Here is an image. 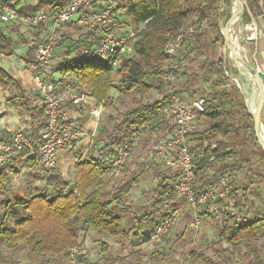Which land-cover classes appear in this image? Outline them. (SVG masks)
I'll use <instances>...</instances> for the list:
<instances>
[{"label": "trees", "instance_id": "trees-1", "mask_svg": "<svg viewBox=\"0 0 264 264\" xmlns=\"http://www.w3.org/2000/svg\"><path fill=\"white\" fill-rule=\"evenodd\" d=\"M0 1L19 5L22 0ZM69 2L70 0H43L37 6H20V12L34 13L44 9L46 5L51 6V10L64 9ZM247 8L255 14L259 13L264 10V2L250 1L244 14L245 24L250 20ZM126 9V21L129 20L133 25H145L133 43V57H124L121 64L115 67L111 61L106 63L96 57L82 54V48L92 49L99 39L77 40L74 47L78 52V59L65 61L58 71L74 75L78 82L90 90V95L98 103L106 104L113 89L121 93L136 91L141 94L142 97L134 108L125 112L120 120H113L114 127L112 132L108 131V142L101 147L105 154L112 157L115 148L120 146L136 127H142L148 133V139L155 133L164 137L171 131L170 118L163 110L166 96L152 102H145L143 97L152 89V78L161 82L163 66L170 59L166 53L167 43L181 29L195 26L196 33L192 42L185 52L175 57L182 67L185 62L194 61L195 56L205 55L206 61L199 66L198 73L212 78V92L209 99L205 98V111L197 113L196 116L206 121L205 127L195 129L188 138L191 152L196 158L195 193L199 195L223 177L230 179L236 208L251 218L238 222L229 213L223 212L222 217L226 223L218 230V235L221 241L233 248L246 246L253 254L252 264H264L260 251L252 245L264 238V206H255L249 197L250 185L264 186L261 173L256 176L250 174L256 161L264 167V150L256 137L254 120L247 108L245 96L232 84L226 73L228 60L209 58L210 51L226 46L221 21L225 24L232 14L230 0H128ZM211 30L215 32L213 38L210 35ZM13 48L14 42L0 30V52L11 54ZM115 72L121 75L119 84L114 81ZM235 72L238 74L237 70ZM182 76L183 80L178 83L177 92L185 99L183 94L187 93L190 97L195 89L197 73L182 71ZM0 88L4 91L15 90L18 95L14 94L9 100L13 102L17 98L23 99L22 108L36 120V124L26 130L31 145L20 155L26 156L28 166L38 168L40 174L46 178L45 189L30 198L16 195L13 198H4L3 210L0 213V244L19 247L27 243L33 254L46 257L44 264H58L59 258L67 261L70 250L83 243L81 234L89 229L114 237L125 235L124 218L118 209L124 207L126 198L138 185L139 174L132 172L126 181L107 190V177L113 167L106 159L95 155H89L75 164L73 182L68 181L59 169L45 168L39 154L41 135L46 128L44 106H33L20 80L2 67ZM35 99H40L39 94ZM10 139L11 135L5 133L0 143ZM126 165L127 162L121 167L126 168ZM245 170L248 184L238 185L236 175ZM150 171L158 180V184L145 195L151 200L152 209L136 218V230L133 233L135 245L151 241L158 224L166 216L164 204L176 203L178 199L175 190L178 178L176 172L171 169L163 171L154 164L150 165ZM11 183L10 173L6 169L0 170V190L10 187ZM201 208V216L208 219L214 217L210 204ZM221 251L224 257H227L225 264H231L229 249L222 248ZM191 255L202 264H219L203 253L191 251ZM84 262L86 263L85 258Z\"/></svg>", "mask_w": 264, "mask_h": 264}, {"label": "built area", "instance_id": "built-area-1", "mask_svg": "<svg viewBox=\"0 0 264 264\" xmlns=\"http://www.w3.org/2000/svg\"><path fill=\"white\" fill-rule=\"evenodd\" d=\"M118 2L119 0H70L66 8L56 12L42 9L34 13L23 14L20 12L19 5L0 1L1 23H15L23 20L31 26L49 24L47 35L34 41L36 58L31 63L41 104L45 109L46 128L41 135L39 154L47 169L56 168L60 152L78 141L83 133L82 127L71 120L67 105L73 104L81 106L83 109L87 108L85 96L81 94L84 86L76 78L68 74L59 77L50 75L51 61L64 39L63 27L72 23L80 28H91L98 31V43L92 49L82 48V54L96 57L106 63L111 61L115 67H118L129 50V45H133L145 27L143 24L136 29H129L125 33L117 34L115 30L121 25L117 9ZM195 33V26H187L181 29L166 46V53L170 59L163 67L161 74V82L166 91L163 110L170 118L172 129L168 136L159 139L157 150L163 158L165 166L174 170L178 175L175 190L177 195L184 198L189 204L195 227L201 224V207L208 204L215 215L227 212L236 221L245 222L248 220V215L236 208V201L232 195L233 186L228 177L215 181L199 195L195 193L196 158L191 152L188 138L195 129L197 113L205 111V98L187 101L178 94V83L183 80V76L181 66L175 59L185 52ZM257 35L258 26L252 19L246 24L248 43L255 42ZM239 39V34L235 35L234 31L233 40L236 42ZM242 50L246 52L247 43L242 45ZM226 73L229 75L228 71ZM232 79L238 87L236 79L233 77ZM104 105V102L98 103L90 111L97 120L101 117ZM144 135L142 127L134 128L131 135L115 148L114 155L110 157L111 166H122L128 160L133 147L142 140ZM158 136L159 133L154 134L155 138ZM30 145V139L24 129L16 130L9 141L1 142L0 170L5 169L17 155ZM164 209L166 216L158 224L151 241L160 240L169 235L180 218V209L176 207L175 202H166ZM85 250L83 243L73 247L70 250L67 264H85Z\"/></svg>", "mask_w": 264, "mask_h": 264}, {"label": "rangeland", "instance_id": "rangeland-1", "mask_svg": "<svg viewBox=\"0 0 264 264\" xmlns=\"http://www.w3.org/2000/svg\"><path fill=\"white\" fill-rule=\"evenodd\" d=\"M26 1V0H25ZM32 1L29 0L28 3ZM126 5L128 0H121ZM246 6L250 5L251 0H244ZM264 2V0H261ZM27 3V2H26ZM46 11H49V8H44ZM42 10V9H41ZM249 13L250 20H255V13L250 8H247ZM250 11V12H249ZM127 12V10H126ZM123 17V16H122ZM123 19V18H122ZM120 20V19H119ZM193 20V19H192ZM121 21V20H120ZM126 21V20H124ZM129 21V20H128ZM194 21V20H193ZM248 22V23H249ZM19 28H22L24 31H31V25L25 23L23 20L19 21ZM247 23V24H248ZM209 25V24H208ZM221 25L224 26V23L221 21ZM18 28V29H19ZM69 33H72V38H78L80 33L83 31L99 35L95 29L77 27H69L67 29ZM238 34V28L236 27L235 35ZM210 35L213 38L215 35L214 31H210ZM21 41V40H20ZM19 41V42H20ZM74 47L72 43L64 40L59 46L61 49L59 53L54 55L56 59L55 64L52 65L53 70L57 71L59 66L67 60H72L74 58L73 54L70 53L71 49ZM58 48V49H59ZM226 47H220L216 51H210V59L223 58L225 59V49ZM57 49V50H58ZM135 51L132 47V44L129 45V50L126 52L125 57H133ZM21 53H18V56L12 58V63L5 62L4 65L7 69L13 64H17L20 67L25 65V62L21 61ZM205 55L195 56V60L192 62H185L184 66L181 67L182 71L188 73H197L196 86L193 89V93L190 94V97L183 94V97L187 101H192L198 98H210L211 94V82L212 78L200 75L198 73L199 66L206 61ZM187 65V67H186ZM165 66V65H164ZM163 66V67H164ZM114 80L116 84H119L121 81V75L115 74ZM235 84V82H233ZM152 89L149 94L143 97L145 102H152L158 99H161L166 95L164 85L160 81L152 78L150 80ZM236 85V84H235ZM15 91H9V97H14ZM139 92L133 91L130 93H121L117 89H113L110 94V99L104 105V109L101 114V119L97 126L96 135L92 137V148L87 149L86 144H82L79 151L76 152L77 155H80L81 158L86 159L89 155L97 154L95 151H98L97 146L100 148L101 143L103 145L108 142L109 132H112L114 127L113 120H120L122 115L128 110L134 108L137 104V101L141 98ZM18 105L22 104L19 99H17ZM22 116L29 117L30 113L22 108ZM25 119V118H24ZM75 122L74 119H71ZM81 122L85 123L87 119L78 118ZM264 121V118H263ZM26 126L29 125V120L25 121ZM28 122V123H27ZM81 122L79 125H81ZM201 126L195 129H203L205 126L204 120H201ZM18 129L27 130L25 127H20ZM16 129V130H18ZM104 129L107 131L105 132ZM15 130V131H16ZM14 131V132H15ZM109 131V132H108ZM145 132V131H144ZM165 137V136H164ZM148 133L145 132L142 140L133 147L128 158L126 168L123 167H113L112 168V180L110 183V188L112 189L116 185L126 181L132 172L139 174V184L134 188L130 195L126 198V221H125V235H122V242H125L124 248L121 249L120 244L115 243L109 245L103 243L98 245L97 250H94L93 260L97 264H117V257L124 258L126 264H202L196 258L192 257L191 251L195 253H203L206 257L214 259L219 264H225L227 257H224L221 249L228 248L230 253L231 264H252L253 254L247 249L246 246H240L238 248H233L229 244L220 240L218 235V230L226 223L222 215H215L212 219L201 216V224L198 227L194 226V218L191 212V208L187 201L184 198L178 197L175 205L180 209V218L175 226L172 228L169 235L164 236L160 240H153L147 244L140 243L135 246L131 242L130 237L133 235L136 230L135 219L138 216H141L144 212L150 211L152 202L149 197L145 196L146 193L154 190L158 184V180L153 176L150 171V165H158L163 171H168V168L165 166L163 158L159 155L157 150V143L159 139H162V135L159 134L158 138L152 136L148 139ZM147 139L149 141H147ZM91 148V149H90ZM16 163L12 165L11 177L12 183L10 187L0 190V213L3 210V200L4 198L10 197L13 198L15 195L25 198H30L37 193L45 189V179L42 174H40L38 168H29L26 164V158L17 155L14 160ZM110 164V156L106 159ZM125 162V163H126ZM247 171L245 170L242 173L236 175L238 179V185H247ZM261 173L264 177V167L256 161V165L253 168V171L250 173L254 176ZM37 175L39 176L38 178ZM68 178L72 176L71 167L68 171ZM249 197L253 200V203L257 207H263V198H264V186L253 184L249 186ZM201 212L203 209H200ZM119 214H122L121 211H118ZM251 218L248 215V220ZM108 237L109 234L105 233ZM105 245L106 248H105ZM256 249L261 253V257L264 259V238L256 241L252 244ZM36 257H42L43 263L46 261L45 256L35 255L30 251V248L27 243H23L19 247H9L0 244V264H16L23 263L28 264L27 259H34ZM113 259L114 262L112 261ZM58 264H67L66 260L61 258L58 259Z\"/></svg>", "mask_w": 264, "mask_h": 264}, {"label": "crops", "instance_id": "crops-1", "mask_svg": "<svg viewBox=\"0 0 264 264\" xmlns=\"http://www.w3.org/2000/svg\"><path fill=\"white\" fill-rule=\"evenodd\" d=\"M28 1L29 0H26V1L22 0L21 4H19V6H25L27 4L30 6H37L43 0H32L29 3H28ZM56 2H60V0H56ZM47 4H50V3H47ZM124 4L125 3L123 1L119 0L118 5H117L118 16H119V19L121 20L120 21L121 22L120 27H118L115 30L117 34H121L122 32L125 33L129 29H136L140 26H143V24H141V23H139L137 25H133V24H130L128 21H124L127 17V12H126L127 9H126V5H124ZM50 7L51 6H48V5L45 6V8H49V9H50ZM58 10H60V9H57V10H51L50 9L49 11L56 12ZM255 22L258 26L257 39L255 42H252V43L250 42L247 44V50L245 52V55H246L247 59L253 65H255L259 70L264 72V10L255 14ZM19 25H20L19 21L15 22V23H1L0 24L1 32L6 37L10 38L14 42L13 53L5 54V53L0 52V67L4 68L12 76H14L18 80H20L22 87L26 91V95L33 102V106L42 105L41 104V97H40V99H35V96L39 94V91H38L37 86L35 84L34 73L31 69V63L36 58V49H34V45H33L34 41L37 40L38 38L42 39L47 35V33L49 31V24L44 23V24H40L38 26H32L30 28L32 32L24 31L22 28H19ZM69 27H77L79 29H82V28H80V27H78L72 23H68L63 27V34H64L63 41L66 40V41L72 43V45H74V43H76L77 40L97 41L99 39V35L88 33L85 31L80 33L78 38H72L73 37L72 33H69V31H67V29ZM88 29H91V28H88ZM132 47H133V45H132ZM60 50L61 49L59 48L56 51V55L59 53ZM71 50L72 51H70V53L73 54V56H74L73 59H75V60L78 59L79 56H78V52L75 50V47H73ZM18 53H21L22 56H19V57L21 58V61L25 62V65L20 67L17 64H13L9 67V69H7L6 66L4 65V63L5 62L12 63V58L14 56H18ZM225 55H226V53H225ZM225 59H227V58L225 57ZM55 62H56V59L55 58H54V60L52 59L51 65H50V75L52 77H59L61 75H64L63 73L59 72L58 70L57 71L53 70L52 65L55 64ZM63 63H65V61ZM186 67H187V65H186ZM228 72H229V75H230L229 77L231 78L232 84L235 85L233 83L234 81H233L232 77L236 76V72H235V69L229 63H228ZM115 74H117V72H115ZM115 74H114V76H115ZM68 75H70V74H68ZM71 76L73 78H75L74 75H71ZM12 91H15V90H12ZM15 94L18 95L17 92ZM81 94H83L85 96V104L87 105V108L83 109L81 106L73 105V104H68L67 108H68L70 117L75 120V123L80 124L81 121L78 120V118L84 117V119H87V121L85 123L81 122V125H80V127H82V131H83L82 136L78 141L73 143L71 146L65 147L60 152L58 166L56 167L57 169L60 170V172L64 175V177L70 182L74 181L75 164L79 160H83V158H81L80 155H77L76 152L79 151L81 145L84 143L86 144L87 149L89 147L92 148V142H93L92 137L96 135L97 126H98L99 121L101 119V117H100V119L97 120L90 112L98 104L97 100L90 95V90L86 86H84L83 92ZM185 95L188 96L187 93ZM39 96H40V94H39ZM8 97H9V91H4L2 88H0V140L5 133H9L11 135V138H12L13 133L16 129H18L20 127H25L27 129H29L30 127H32L33 125L36 124V120L33 119L31 116L24 117L25 119L23 118L22 113H21L22 112L21 110H23L22 106H21V104L18 105V102H17V99H19L20 102L23 101V99L17 98L12 102L8 99ZM27 120H29L28 126L25 125L26 124L25 121H27ZM201 120H202L201 118L196 117L195 128H197L196 125H198V127L201 126V123H200ZM169 133H167L166 136H168ZM101 146H103V143H101ZM97 149H99V150L95 151L97 153V154H95V156L102 158V159L108 158V155L105 154V152L101 150L100 146L99 147L97 146ZM21 157L27 158L26 156H21ZM14 163H16V162L11 161L10 164L5 168L8 173H11L10 170L13 169L12 165ZM26 164H27V162H26ZM27 166H28V164H27ZM28 167L34 168V167H30V166H28ZM70 167H71L72 176L70 178H68L67 175H68V171H69ZM112 171L113 170H111V172L108 174V177H107V180L109 183L107 190L111 189L110 183H112L111 182L112 176H113ZM38 177L39 176H37L36 178H38ZM44 179L46 182L45 177H44ZM180 198H182V197H180ZM126 205H127V203L125 202L124 207H119V209H118V211H121L123 218H124V229H125V221H126V215H125L124 210L126 209ZM135 222H136V219H135ZM121 236L114 237V236L110 235V237H108L107 235H105L104 232H98L94 229H89L86 233L83 232L81 234V242H83V244L85 245V249H86L85 250V252H86L85 253L86 263L85 264H97L93 260V253H94V250L96 251L97 248L99 247L98 245H102L103 243H106L109 245H113L115 243H118V244H120L121 249L124 248V246H125L124 244L126 241L122 242ZM130 240H131V242H133L135 244V242H134L135 237L133 235L130 237ZM147 243H149V242H147ZM147 243H144V244H147ZM137 245H139V244H136L135 246H137ZM114 260L115 259H113L112 261L114 262ZM26 261L28 264H44L42 257H36L34 259H27L26 258ZM116 262H117V264H126V261H124V258H121V257L120 258L117 257Z\"/></svg>", "mask_w": 264, "mask_h": 264}, {"label": "water", "instance_id": "water-1", "mask_svg": "<svg viewBox=\"0 0 264 264\" xmlns=\"http://www.w3.org/2000/svg\"><path fill=\"white\" fill-rule=\"evenodd\" d=\"M230 2L232 4V14L222 26L225 37L226 58L228 63L238 71V74L233 78L236 79L238 88L245 96L247 108L254 120L256 137L264 150V72L253 65L242 50V45L244 43L248 44L244 22L245 1L230 0ZM236 27L240 39L235 42L233 33Z\"/></svg>", "mask_w": 264, "mask_h": 264}]
</instances>
